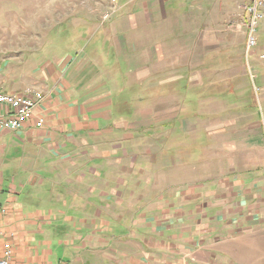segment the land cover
Here are the masks:
<instances>
[{"label": "crops", "instance_id": "1", "mask_svg": "<svg viewBox=\"0 0 264 264\" xmlns=\"http://www.w3.org/2000/svg\"><path fill=\"white\" fill-rule=\"evenodd\" d=\"M167 1L118 0L106 22L111 6H90L58 25V57L30 87L10 88L42 93L45 118L0 139L30 183L0 184L15 264H264V68L262 118L239 101L181 108L168 92L142 103L152 84H134L180 61L156 41Z\"/></svg>", "mask_w": 264, "mask_h": 264}, {"label": "rangeland", "instance_id": "2", "mask_svg": "<svg viewBox=\"0 0 264 264\" xmlns=\"http://www.w3.org/2000/svg\"><path fill=\"white\" fill-rule=\"evenodd\" d=\"M110 2L0 0V83L4 90L30 87L34 80L32 74L39 72V66L58 57V31L68 26L66 23L60 28L59 24L76 15L86 16L85 11L92 5L99 9L110 5L106 14L111 15L116 7ZM241 4V0H168L163 4L155 21L169 27L162 30L164 36L158 35L156 41L160 43L163 39L169 46L174 45V60L180 61L175 62L173 72L164 73L168 77L161 75L153 83L146 80L134 84L137 90L147 89L152 84L154 94L145 93L142 103L150 102L152 96L155 102L166 101L168 92L177 94L169 96L168 101L181 108L197 109L200 103L212 99L228 104L239 101L254 105L253 112L262 118V80L258 71L264 68L261 58L264 56V20L256 29L257 45L248 51L246 15L239 8ZM171 74L181 77L172 79ZM236 74L238 79L231 78ZM164 80V84L161 83ZM133 81L128 78L129 83ZM238 85L246 87L240 95L242 100L236 91ZM132 93L131 85L122 96L131 100ZM177 97H180L178 102ZM17 151L7 152L6 149L0 153V184L6 188L13 186L21 193L22 187L30 183L16 161Z\"/></svg>", "mask_w": 264, "mask_h": 264}, {"label": "built area", "instance_id": "3", "mask_svg": "<svg viewBox=\"0 0 264 264\" xmlns=\"http://www.w3.org/2000/svg\"><path fill=\"white\" fill-rule=\"evenodd\" d=\"M116 7L118 0H110ZM240 10L246 15L245 27L248 30V51L257 45L255 37L259 23L264 20V0H241ZM112 15V14H111ZM106 14L104 21L111 17ZM264 59V56L261 57ZM44 95L38 91L27 90L24 93L6 91L0 83V139L4 133H17L35 120L38 128L45 125V118H35L37 108L43 103ZM35 118V119H34ZM1 191V188H0ZM6 208L0 204V225L6 216ZM0 264H15L13 246L6 242L0 244Z\"/></svg>", "mask_w": 264, "mask_h": 264}, {"label": "trees", "instance_id": "4", "mask_svg": "<svg viewBox=\"0 0 264 264\" xmlns=\"http://www.w3.org/2000/svg\"><path fill=\"white\" fill-rule=\"evenodd\" d=\"M68 32H70V31H68Z\"/></svg>", "mask_w": 264, "mask_h": 264}]
</instances>
